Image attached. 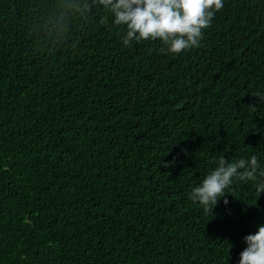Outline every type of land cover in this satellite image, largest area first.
<instances>
[{
	"label": "trees",
	"instance_id": "16d2710c",
	"mask_svg": "<svg viewBox=\"0 0 264 264\" xmlns=\"http://www.w3.org/2000/svg\"><path fill=\"white\" fill-rule=\"evenodd\" d=\"M223 4L173 55L94 0H0V264H239L264 192L189 199L222 156L264 170V0Z\"/></svg>",
	"mask_w": 264,
	"mask_h": 264
},
{
	"label": "clouds",
	"instance_id": "9594fccd",
	"mask_svg": "<svg viewBox=\"0 0 264 264\" xmlns=\"http://www.w3.org/2000/svg\"><path fill=\"white\" fill-rule=\"evenodd\" d=\"M94 3L113 17L115 26L125 30L122 36L125 46L159 39L164 46L161 50L173 55L200 47L204 30L224 6L223 0H94ZM257 97L264 101V95ZM214 163L215 167L189 195L205 213H213L220 200L231 194L234 181L253 182L257 200L264 192V180L258 179V174L264 177V170H260L255 155L231 162L222 156ZM163 166L170 167L171 162ZM223 202L229 203L227 199ZM244 242L246 247L240 253L239 264H264V225L245 236Z\"/></svg>",
	"mask_w": 264,
	"mask_h": 264
}]
</instances>
